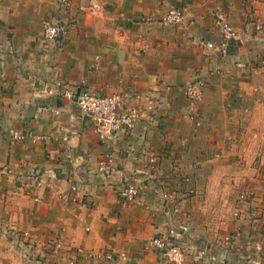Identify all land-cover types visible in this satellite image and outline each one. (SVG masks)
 <instances>
[{
    "label": "crops",
    "instance_id": "1",
    "mask_svg": "<svg viewBox=\"0 0 264 264\" xmlns=\"http://www.w3.org/2000/svg\"><path fill=\"white\" fill-rule=\"evenodd\" d=\"M89 1L0 0V264L28 263L4 226L42 244L61 232L58 261L79 249L84 264H105L86 257L99 250L124 251L115 264H169L147 240L182 224L183 264L264 258V73L252 68L264 57V0H100L96 14ZM171 6L185 8L184 23L161 21ZM215 9L238 33L226 55L201 42L223 38ZM55 14L67 21L58 45L41 39ZM201 77L204 97L192 101L185 85ZM65 87L118 91L141 118L105 141L75 99L60 94ZM11 129L45 137L13 140ZM110 151L112 178L97 171ZM241 174L255 177L239 204L232 176ZM129 175L139 194L122 203Z\"/></svg>",
    "mask_w": 264,
    "mask_h": 264
},
{
    "label": "built area",
    "instance_id": "2",
    "mask_svg": "<svg viewBox=\"0 0 264 264\" xmlns=\"http://www.w3.org/2000/svg\"><path fill=\"white\" fill-rule=\"evenodd\" d=\"M59 7L64 6L69 0H56ZM91 13H98L102 9L100 0H90L87 5ZM57 14V13H56ZM52 15L44 20L43 31L41 39L48 44H59V41L66 31V23L59 16ZM217 25L223 31V38L220 43L214 40L201 39L204 45L211 47L220 46L223 54H228V47L231 39L237 37V30L231 21L228 20L225 13L217 10L215 12ZM184 19V9L181 6L171 7L164 17L165 23L181 22ZM254 70H259L264 73V59L260 62H255L252 67ZM55 85L64 87L62 81H55ZM206 80L198 78L194 81L188 82L185 90L189 98L194 100L203 99L205 94ZM60 93V92H59ZM60 94L72 97L78 103L84 117L88 118L94 125L100 137L105 140H112L120 131H130L133 129L137 121L141 118V111L136 104L125 101V95L118 91L107 93L102 90H91L89 88H81L77 91H71L70 88L65 87ZM147 98H150L147 96ZM55 111L59 112L58 109ZM12 139H20L26 136L33 138H43V133H24L11 129ZM54 135V134H53ZM57 137V135H54ZM62 138L67 139L68 135L65 133ZM116 157L114 151L106 154L105 158L100 159L97 164V171L104 174L106 177L112 178L116 168ZM38 178V175H35ZM135 176L129 175L122 183L119 189L118 196L122 203L133 202L139 194V188L134 182ZM159 189L164 198L177 202L180 196H175L173 190L168 188V185L163 182H158ZM78 185L73 183L67 193L68 201H75L77 197ZM186 226L184 224L178 227H170L166 232L158 233L147 240L149 246L161 256H163L169 264H183L186 257V249L183 238ZM67 245V241L63 236L56 235L50 246H46L43 252H48L51 258H47L46 262L41 264H81L77 257L69 258L67 261H55L53 256L62 255ZM203 254L208 255V259L212 262L216 260L215 256L209 254L206 248L200 250ZM86 255L95 257L98 260H103L105 264H115L119 258L126 256L124 251L99 250L98 252L90 251ZM197 258L199 254L196 255ZM250 261L253 264H264V258L255 257ZM129 264V263H128ZM133 264V263H130ZM225 264H240L238 262H227Z\"/></svg>",
    "mask_w": 264,
    "mask_h": 264
},
{
    "label": "rangeland",
    "instance_id": "3",
    "mask_svg": "<svg viewBox=\"0 0 264 264\" xmlns=\"http://www.w3.org/2000/svg\"><path fill=\"white\" fill-rule=\"evenodd\" d=\"M56 1V0H55ZM57 2V1H56ZM171 7H178V6H171ZM171 7H169L168 8V10L166 11V13L164 14V16L162 17V19H161V21L163 22V23H165L164 22V17H165V15L168 13V11H169V9L171 8ZM183 9H184V19H183V21L185 20V16H186V12H185V8L183 7V6H181ZM217 10H219V11H222V12H224L225 13V15H226V17L228 18V20L230 21V18H229V15L225 12V11H223V10H221V9H215L214 10V20H215V22H216V18H215V12L217 11ZM183 21H181V22H183ZM181 22H172V23H167V24H177V23H181ZM65 23H66V29H67V21H65ZM184 23V22H183ZM232 23V22H231ZM217 24V23H216ZM237 36H238V33H237ZM234 39V38H233ZM205 46H207V47H211V46H208V45H205ZM217 46H219L218 44H217ZM220 47V46H219ZM228 50H229V47H228ZM264 59V57L263 58H259V59H256V61L257 62H260L261 60H263ZM198 79V78H197ZM196 80V79H195ZM57 81V80H56ZM61 81V80H60ZM192 81H194V80H192ZM191 82V81H190ZM54 83V86L57 88V89H59L56 85H55V81L53 82ZM186 86V85H185ZM185 92H186V90H185ZM186 95H187V93H186ZM187 97L189 98V96L187 95ZM190 99V98H189ZM191 100V99H190ZM264 151H261L260 153L261 154H264L263 153ZM238 162V161H237ZM237 165H239V163L237 164ZM258 168V170H260V172H263L264 171V157L261 159V164L257 167ZM244 177H245V179H244ZM247 177L250 179L251 177H255V176H243L242 174L240 175V176H236V175H233L232 176V181H233V183H234V189H235V194H234V198H236V200H237V202H239V204L242 202V198H247L245 195H247L249 192L246 190L245 192H244V189H245V185H246V181H249V180H246L247 179ZM181 178V184H184L186 181H187V177L186 176H181L180 177ZM243 186V187H242ZM174 192V191H173ZM249 196V195H248ZM73 202V201H72ZM236 204V203H235ZM238 204V205H239ZM233 212H235V211H233ZM236 212H239V208H238V210L236 211ZM11 227V226H10ZM13 229H15V228H13ZM11 230H12V227H11ZM24 231V230H23ZM22 230L18 233V239H17V236L15 235V233H13V231H10V228H9V226H4V229H3V234L8 238V240H9V242H12L13 243V245L16 247V248H18V249H20V250H22V252H23V254L25 253V257H26V263L27 264H41V263H44V262H46V259L47 258H51V255H49V253L48 252H43L44 251V249H45V247L47 246H50L51 244H52V242H53V239H54V237L56 236V235H54V236H52V237H50V239L48 240V242L47 243H45V244H42V243H38L37 241H35V240H32V239H30L29 237V235H28V233H26L25 231L23 232ZM57 235H60V236H63V234L60 232H55ZM55 233H53V234H55ZM52 234V235H53ZM63 238H64V240L66 241V238H65V236H63ZM35 249H38V251L37 250H35ZM70 249V248H69ZM80 250L79 249H77V252H76V255H70V254H68L67 256H66V258H65V260L64 261H67L69 258H72V257H77V259H78V261L81 263L82 261L80 260V257H85L84 255V253L82 252V255H81V253L79 252ZM103 251V250H102ZM93 252H96V251H93ZM33 253V256H31V255H29V254H32ZM65 253V252H64ZM58 255H60V254H58ZM53 257H55L56 258V256L54 255ZM86 257H90V258H95V257H91V256H86ZM28 258V259H27ZM54 258V260L55 261H58L57 259H55ZM81 264H84L83 262L81 263Z\"/></svg>",
    "mask_w": 264,
    "mask_h": 264
}]
</instances>
